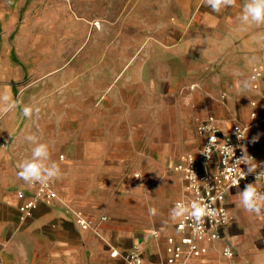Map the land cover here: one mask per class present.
I'll use <instances>...</instances> for the list:
<instances>
[{
    "label": "crops",
    "instance_id": "crops-1",
    "mask_svg": "<svg viewBox=\"0 0 264 264\" xmlns=\"http://www.w3.org/2000/svg\"><path fill=\"white\" fill-rule=\"evenodd\" d=\"M242 4L237 0L235 7L214 13L203 0H0V46H31L32 30L45 31L48 39L49 30L66 29L84 31L74 44L138 49L122 53L119 59L127 66L120 71L114 72L111 64L99 68L101 55L94 54L78 57L95 62L75 76L70 77V71L59 75L72 78L63 81L62 92L75 94V102L83 104L72 105L74 117L58 121L55 133L41 129L40 143H46L51 154L48 165L55 161L60 166L61 176L53 181L60 202L42 201L22 223L19 206L33 189L17 178L19 169L9 182L1 175L2 264H125L121 255L134 245L142 247L143 264H169L167 239L179 242L183 235L177 230L176 203L186 196V181L166 170L165 157L171 154L173 166L184 153L199 150L203 139L197 126L209 115L224 136L233 135L235 123L249 126L250 168L264 174V79L258 90L240 86L250 79L251 67L264 61V27L238 22ZM175 16L179 18L173 24ZM146 46L167 48L178 56L179 73L197 79L191 105H180L178 99L161 102V80L170 79L160 73L147 78L139 65H128L140 59L139 49ZM105 54L111 63L114 56ZM118 77L126 80L115 82ZM186 114L191 124L187 131ZM166 115L169 122L164 124L161 117ZM249 185L264 197V179L230 189L224 206L231 219L221 229V239L202 242L207 252L192 263L222 260V249L229 244L234 264H264V218L242 208ZM66 206L97 227L79 228ZM113 250L120 255L112 256Z\"/></svg>",
    "mask_w": 264,
    "mask_h": 264
},
{
    "label": "rangeland",
    "instance_id": "rangeland-1",
    "mask_svg": "<svg viewBox=\"0 0 264 264\" xmlns=\"http://www.w3.org/2000/svg\"><path fill=\"white\" fill-rule=\"evenodd\" d=\"M179 17L175 16L170 22L177 23ZM247 26V25H246ZM45 31L32 30L33 44L31 46L7 47L0 46V92L9 90L16 104L19 106L14 111L0 115V183L1 175H6V181L12 180V176L17 167V163L31 159L29 157L35 143L27 142L24 137L32 134L36 137V143H40L42 132L41 129H48L49 134L55 133L58 121L63 118L74 117L72 105H83L76 103V95L63 93V81L72 80V78H62L59 75L70 71L74 73L86 69L91 62L89 58L80 60L78 57L85 55H101L96 64L99 68H108L112 65L115 71L126 68L127 63L120 61L122 53H138L137 47L129 46L128 48L118 46L106 47L91 45H78L74 41H79L84 31L77 30H57L52 29L47 32L48 39H45ZM43 33V35H41ZM87 34V33H86ZM20 35V31H18ZM88 37V34L86 35ZM45 42H49L48 45ZM111 53L113 60L111 63L104 60V54ZM140 59L135 62H129L128 65L146 71V77H152L153 74L160 73L161 78L170 80H161L160 83V101L179 100L180 105H191L190 97L196 87L199 85L196 78L187 79L179 73L180 64L177 62L178 56L170 52L165 47L147 46L139 49ZM105 54V55H106ZM95 57V56H93ZM99 57V56H97ZM245 54L241 55V65L245 69ZM24 59L27 62H24ZM95 59V58H94ZM172 76H171V75ZM171 76V78H168ZM125 81L124 78H116L115 82ZM59 84H61L59 86ZM120 86V85H118ZM148 96V94H147ZM146 103L148 98L146 97ZM162 103V104H163ZM25 105L39 106V114H34L31 119L22 115L21 108ZM84 105H88L86 102ZM149 105H146V109ZM152 114V113H151ZM146 116H148L146 114ZM169 115L162 118V123L169 122ZM189 116L186 114L184 121V130L191 129L188 121ZM166 134H170L166 126ZM165 132V131H164ZM164 144L169 146V142ZM62 159V158H60ZM167 171L172 172L171 154L165 157ZM5 182V184L7 183Z\"/></svg>",
    "mask_w": 264,
    "mask_h": 264
},
{
    "label": "built area",
    "instance_id": "built-area-1",
    "mask_svg": "<svg viewBox=\"0 0 264 264\" xmlns=\"http://www.w3.org/2000/svg\"><path fill=\"white\" fill-rule=\"evenodd\" d=\"M94 26L98 27V22H94ZM252 77H255L252 88L258 90L260 82L264 79V61L251 67L250 78ZM252 117L255 118V114H252ZM197 129L198 135L203 139L201 148L196 152L184 153L172 166L173 171L180 173L186 181V196L176 203L180 213L177 230L183 235L179 242L173 237L167 239L169 264H195L191 259L207 252V249L200 244L221 239V229L231 219L224 206L226 193L238 186H246L254 180L264 179L263 173L253 172L250 168L252 157L247 147L248 125L235 123L233 135L224 136L216 118L209 115L199 121ZM30 186L33 189L32 196L19 206V218L22 223L33 217L42 201L48 205L60 202V195L54 188L53 181L47 186L39 183ZM19 194L20 197L25 195L23 191ZM196 207L203 208L206 213L211 214H206L199 224L192 217ZM66 208L79 228L88 230L97 227V223L82 212L69 206ZM228 252H231L230 256ZM234 254L232 247L226 244L222 249V260L203 264H234ZM111 255L117 257L120 254L113 250ZM121 257L125 264H143L141 245H134L132 250L123 253ZM0 264H2L1 259Z\"/></svg>",
    "mask_w": 264,
    "mask_h": 264
},
{
    "label": "clouds",
    "instance_id": "clouds-1",
    "mask_svg": "<svg viewBox=\"0 0 264 264\" xmlns=\"http://www.w3.org/2000/svg\"><path fill=\"white\" fill-rule=\"evenodd\" d=\"M203 4L206 7L210 6L212 12L219 13L223 9L235 7L237 0H203ZM237 20L241 25L264 27V0H243ZM253 80L255 77L241 81V88L248 90L252 86ZM15 101L16 99L12 97L10 89L0 92V115L12 112L19 107ZM21 111L25 118L31 119L34 114H39L40 107L25 105ZM24 139L27 142L35 143L36 146L32 149L31 159L19 162L17 165L19 169L17 178L28 185L39 183L42 186H47L49 182L59 179L61 176L60 166L55 161H51L50 166L47 163L51 157L49 146L46 143H36V137L32 134L26 135ZM242 200L244 211L254 214L258 218H264V211H262L264 197L259 196L252 185H249L242 194ZM151 212L155 215V209H152ZM206 214L211 215L206 213L203 208L196 207L192 217L199 224ZM227 254L230 256L231 252Z\"/></svg>",
    "mask_w": 264,
    "mask_h": 264
}]
</instances>
